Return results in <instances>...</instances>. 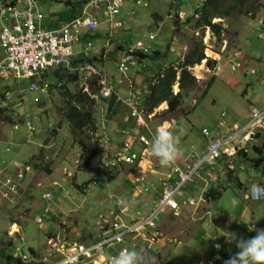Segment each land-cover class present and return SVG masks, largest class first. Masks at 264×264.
I'll list each match as a JSON object with an SVG mask.
<instances>
[{
	"label": "rangeland",
	"instance_id": "obj_1",
	"mask_svg": "<svg viewBox=\"0 0 264 264\" xmlns=\"http://www.w3.org/2000/svg\"><path fill=\"white\" fill-rule=\"evenodd\" d=\"M63 1L36 0L38 16H34L35 27L48 30L49 25L61 23L65 12ZM136 1L124 0L119 14L124 23L119 29L111 27L109 17L103 16L101 11L104 8L91 9L95 16H99L97 31L105 34V38L90 39V45L87 46L88 40L81 37L73 44L75 53L85 55L87 59L95 57L97 67L112 80L120 95L126 92L119 84L128 88L132 86L130 81L133 79L134 91L143 97L145 93L141 91H150L153 74L167 66L177 68L201 42L205 57L201 62L204 68L195 69V64L188 67L194 82L179 87V106L174 111H163L168 105L161 107L159 104L152 114L142 115L138 119L144 124L140 128L144 127L154 134L157 128L169 123L164 126L167 125L177 137L182 152L185 145H193L199 149L212 137L222 135L234 122L243 125L250 107L264 103V41L256 37V30L264 28L256 23L261 18L264 19V0H246L243 6L232 8L224 15L219 14L221 17L211 18L212 23H219L223 29L221 41L203 25L206 10L213 8L208 7L202 13L205 0H141L140 4ZM26 3L21 1L16 10L24 8ZM219 4V9H228L227 4ZM9 13L11 12L0 14V33L2 27L9 28L12 25ZM64 15L69 17L68 12ZM149 34L153 37L152 40ZM106 41L111 43L108 56H95ZM137 41L150 46V56L142 58V61L135 57L136 68L132 67L125 75L120 74L115 61L119 60L123 51L135 46ZM117 45H122L123 49H116ZM237 51L243 55L248 68L255 70L254 74L249 71L243 74L242 65L233 70ZM205 60L214 62L206 65ZM57 71L55 68H48L34 78V81L42 78L52 88L58 82L63 83V87L53 88L46 95L30 91L28 88L32 79L16 76L19 73L6 78L0 77V93H7L4 95L6 108L0 114V250L7 254L43 258L48 250L45 240L49 236L65 237L70 242H89L96 238L99 215L108 217L109 211L115 210L111 206L118 201V207H122L127 215H133L135 210L141 208L143 212L146 211L143 198L148 195L137 197L140 186L133 189L129 186L127 198L121 195L126 192L130 182L134 181L137 172L146 173L149 165L154 166L155 158L146 153L135 164L118 167L106 180L107 174L96 169L102 158L100 154L92 158L88 166L82 165L80 142L92 144L94 134H90L93 131L91 126L75 130L63 117V112L71 105L90 111L97 133H104L107 139L117 142L120 130L129 123L125 121V107L112 100L94 97L97 85L94 89V86H89V81L82 78L66 83L65 76H58ZM82 92L89 98H82ZM222 113H225L224 117L221 116ZM26 114L30 115L35 131L30 133L21 124L18 129H13L12 124L17 122V116L23 117ZM4 116L10 117V121L4 120ZM221 120L224 121V127L218 125ZM55 126L58 128L56 133L53 132ZM204 132H207L206 136ZM114 144L116 145L115 142ZM253 145L261 146L263 140L248 142V154L254 159V163L242 157L233 159V173L243 181L248 168L240 169L241 164L256 172L257 167H260L259 170L264 173V149L263 153L258 154L252 149ZM110 154L113 155V152ZM14 161L29 163L32 168L28 170L31 172L25 176L21 189L18 188L12 196L11 193L5 195L3 192L8 191L5 177L14 173ZM225 165L226 161L221 159L213 167H203L193 182L182 186L181 197L192 196L197 199L201 194L199 180L206 179L211 186L210 181L214 178L217 179V187L221 185L220 188L224 190V196L239 194L241 190L236 182H231L232 173ZM131 167H135V172L129 171ZM160 171H164V168ZM96 175L99 180L84 190L83 183ZM74 176L75 184L72 182ZM151 178L153 190L150 193L156 194L160 181L157 175ZM48 191L52 192V198H43ZM217 195L213 197L216 198ZM46 208L48 209L45 211ZM190 211L191 208L184 209L178 215L170 213L161 219L158 244L153 250L139 251L143 264H200V260L206 262L213 257V248L217 244L216 239H212L214 229L207 222L199 224L193 221ZM38 217L42 219L41 226L36 223ZM12 223L16 225L11 226ZM16 229L18 231L14 232ZM224 250L223 247L218 252L222 260ZM0 264H5L1 256Z\"/></svg>",
	"mask_w": 264,
	"mask_h": 264
},
{
	"label": "built area",
	"instance_id": "obj_2",
	"mask_svg": "<svg viewBox=\"0 0 264 264\" xmlns=\"http://www.w3.org/2000/svg\"><path fill=\"white\" fill-rule=\"evenodd\" d=\"M12 1L14 0H0V14L5 15L6 12H11L9 18L15 22L9 28H1L0 77L5 78L11 74L19 73L16 76L31 78L50 67L76 70L70 65V57L73 53L71 44L80 29H94L97 26V20L89 13L84 12L57 30H41L34 24V1L16 0V2H27L26 6L19 10H16ZM122 3L123 0H91L88 5L104 8V15L109 17L112 26L120 27L122 21L117 20V15ZM259 23L263 22L260 20ZM257 37L264 41V31L258 32ZM136 46L142 47L141 42H137ZM134 50V47H130L120 57L117 68L122 74H125L134 64L132 58ZM241 65L244 71L241 55L237 51L235 52L233 70L240 68ZM78 70H89L96 76L97 94L100 97L109 98L117 95L111 80L92 66L87 65ZM29 88L35 90L39 86L35 82H31ZM40 91H46V84L40 88ZM124 103L129 106L131 116L136 118L137 123L126 134L120 149L113 152V155H109L107 152L103 154L98 164L99 169L111 170L121 164L132 165L140 161L144 154L150 155L149 149L153 134L152 131L150 132L144 127L140 128L144 124L138 119L142 118L145 112L139 108V97L130 96L124 100ZM3 104L0 98V106ZM219 124L223 125L224 122L220 121ZM142 129L145 130V133H142ZM261 138H264V103L250 108L243 125H239L237 122L232 123L226 135L210 139L201 150L191 151L182 160H176L172 166L166 167L165 171L157 170L160 164L155 158L154 166L149 165L146 173L137 172L130 185L132 189L140 186V193L137 194V197L150 193V188L153 185L150 184L149 175H157L160 181L156 197L143 201L145 212L140 207L141 209L134 211L135 214L127 215L122 207L116 208L109 211L108 217L99 215L96 238L89 242H70L65 237H50L46 242L49 251L43 258L32 259L21 255V260L23 262L34 260L35 264H111V258L119 255L121 251L153 250L160 240L161 234L158 226L165 213L172 211L174 215H178L182 209L191 207V215L194 219L205 220L210 214L208 209L202 210L200 207L201 203L210 200V198L198 200H194L192 197L180 198L182 186L193 181L198 172L203 170V167L214 166L218 160H226L228 167L232 168L231 158L239 153H247L248 142ZM136 146L139 148L137 152L133 150ZM13 167L14 173L5 178L8 187V191L3 192L5 195L17 192L19 183L24 178L23 171L28 170V166L17 161L13 163ZM133 168L135 169V167ZM129 193L128 190L126 197L129 196ZM45 197H50V193ZM117 204L120 202L118 201ZM37 221L41 224L39 218ZM219 259L220 256L215 254L207 264H213L215 260ZM225 261L222 264H225Z\"/></svg>",
	"mask_w": 264,
	"mask_h": 264
},
{
	"label": "clouds",
	"instance_id": "obj_3",
	"mask_svg": "<svg viewBox=\"0 0 264 264\" xmlns=\"http://www.w3.org/2000/svg\"><path fill=\"white\" fill-rule=\"evenodd\" d=\"M91 0H89L87 3L89 4V2H90ZM137 1H140V3H141V0H137ZM137 1H136V3H137ZM123 2H124V0H123ZM12 3H17L16 2V0H14V1H12ZM140 3H137V4H140ZM145 4V5H144ZM122 5H123V3H122ZM143 6H146V3H143ZM91 8H95V7H92V6H90ZM122 7V6H121ZM100 8V7H99ZM95 9H98V8H95ZM120 10H121V8H120ZM120 10H119V14H120ZM101 13L103 14V16L106 18L107 16H105L104 15V9L101 11ZM119 14L117 15V20L119 19V20H121L122 21V25L120 26V27H114V26H112V24H111V27H113V28H121L122 26H123V23H124V20H122V18L121 17H119ZM75 19V18H74ZM106 20V19H105ZM262 21L263 23H259V21ZM258 22H256L257 24H259V25H261V26H264V19H260ZM107 21V20H106ZM111 23V22H110ZM97 25H98V22H97ZM97 27V26H96ZM95 27V28H96ZM94 28V29H95ZM207 28H209V27H207ZM94 29H92V30H94ZM90 31V30H89ZM260 31H264V28L263 27H261L260 29H259V31L258 30H256V37H257V34H258V32H260ZM149 38L152 40L153 39V37H151V35L149 34ZM258 38V37H257ZM259 39V38H258ZM75 40L76 39H74L73 40V42H72V44H71V47H72V51H73V53H72V55H71V57H70V65H71V68H75L76 70H68V69H65V68H63V67H50V68H55V70H58L57 72L59 73V74H62L63 72H67V73H69L70 75H72V76H76L75 78H82V79H84L85 81H89L88 82V84H89V86L90 87H92V86H94V89H96V85H97V80H96V76L93 74V73H91L89 70H82V71H79L78 69L80 68V67H84V66H87V65H90V66H92L94 69H96L98 72H101L102 74H103V72L97 67V62L95 61L96 60V58L95 57H92V58H89V59H94V60H92V62H88L87 61V59L84 61V63H81V62H75V61H73V57H74V54H75V52H74V50H73V44H74V42H75ZM259 40H261V39H259ZM261 41H263V40H261ZM137 42H141V41H137ZM136 42V43H137ZM136 43H135V46H130V47H134L135 48V50L133 51V53H132V58H133V62H134V64L133 65H131L132 67L134 66L135 67V65H136V62H135V57H137L138 59H140V56L139 55H137L138 53H143V54H148V53H150V51H151V48H150V46L148 45V46H145L142 42H141V44H142V47H137L136 46ZM129 47V48H130ZM128 48V49H129ZM127 51V50H126ZM126 51H123V54H124V52H126ZM104 54H106V49L104 50V52L103 53H100L99 55H104ZM107 55V54H106ZM102 57V56H101ZM106 57V56H105ZM104 57V58H105ZM99 58V57H98ZM205 58V57H204ZM204 58L202 59V60H204ZM120 59V58H119ZM201 60V61H202ZM119 61V60H118ZM118 61L116 62V66H117V63H118ZM201 61H200V63H201ZM206 61L207 60H205V64H206ZM241 62L243 63V65H244V71L242 72L243 74H246L248 71H249V73L250 74H254L255 73V70L254 69H252V68H248V65H246L245 64V62H244V58H243V55L241 56ZM196 64H198V63H196ZM131 66L129 67V69H128V71L127 72H129V70H130V68H131ZM48 69V68H47ZM251 70H253V72H251ZM45 71V70H44ZM119 71V70H118ZM120 72V71H119ZM126 72V73H127ZM42 73V72H41ZM41 73H39L38 75H36V76H40L41 75ZM125 73V74H126ZM120 74H122L121 72H120ZM125 74H123V75H125ZM36 76H34V77H31V78H28V79H34ZM8 77V76H7ZM2 78V77H1ZM6 78V77H5ZM74 78V79H75ZM179 78H180V70H178L177 69V71H176V74H175V78H174V81L172 82V84H171V94L173 95V96H175V95H177L179 92H180V89H179V87H180V85H179ZM40 80H42V78H40L39 79V81ZM111 80V79H110ZM32 81V82H35L38 86H39V88L38 89H35V90H31L30 88H28L30 91H36L38 94H40V95H46L51 89H56V88H61V87H63V83L62 82H58L56 85H54L53 86V88L51 87V85H49V84H47V83H44L43 81ZM72 81V80H71ZM71 81H69V82H71ZM68 81L66 80V83H67ZM91 82H93V83H91ZM111 82H112V80H111ZM31 83V82H30ZM155 83V81L153 80V82H152V84H154ZM44 84H46V91L45 92H41L40 91V88L44 85ZM112 84H113V86H114V88H115V85H114V83L112 82ZM65 85V84H64ZM29 86H30V84H29ZM178 88V89H177ZM134 90V89H133ZM87 93H88V95L89 96H92L87 90H85ZM115 91H116V93H117V95H113L112 97H109V98H102V97H100L98 94H97V89H96V94H94L93 96L94 97H98V98H100V99H102V100H112V101H114V102H118V103H120L121 105H124L125 107H126V109H127V115H126V117H125V121L127 122H129L128 123V125H130L129 127L131 128V130H132V128L136 125V123H137V120H136V118L135 117H132L131 116V110H130V108H129V106L128 105H126L125 103H124V100L126 99V98H128V97H130V96H134V97H136V92L135 91H132V93L130 94V95H126V94H124V95H120L119 93H118V91L116 90V88H115ZM83 94H85V97L87 98H89V96H87V94L85 93V92H82ZM2 94V95H1ZM5 94H7V93H0V98L2 99V101H3V105H1L0 106V108H6V105H5V102H4V95ZM137 96L140 98V96H139V94L137 93ZM159 104H164L165 105V107L168 105V102H167V100H164V101H162L161 103H159ZM158 104V105H159ZM157 105V106H158ZM252 107V106H251ZM250 107V108H251ZM139 108H141L144 112H145V115H147V116H149L150 114H152V112H153V110L156 108V107H152L151 109H149L148 107H147V105H144L143 107H139ZM168 111V107L165 109V110H163V111ZM249 111H250V109H249ZM155 115V114H154ZM153 115V116H154ZM222 116V115H221ZM224 116H225V113H224ZM224 116H222V117H224ZM16 118V117H15ZM17 120V122H15V123H13L12 125V128L13 129H18V125H22V126H24L25 127V129H26V131H28V132H33V131H35V126H34V123L32 122V120H31V118H30V115L29 114H26V115H24L23 117H18L17 116V118H16ZM147 119V118H146ZM19 120V121H18ZM21 121V122H20ZM221 121H223V120H221ZM219 122L220 121H218V125L219 126H222V127H224L225 126V124H223V125H220L219 124ZM224 122V121H223ZM232 125V124H231ZM230 125V126H231ZM230 126H228V128L230 127ZM96 127V126H95ZM97 128V127H96ZM228 128H227V133H228ZM57 127L55 126V128H54V133H56V131H57ZM155 130H156V127L154 128ZM154 129H152V130H154ZM98 130V129H97ZM97 130L95 129V130H93V131H91L90 132V134L92 135V134H94V136H92V143L95 145V148H96V152H95V156H97L98 154H100V158L103 156V154L105 153V152H107V154H109L110 155V152H115L116 150H118V149H120L121 147H122V143H123V141H124V139H125V136H126V134L128 133V132H130L131 130H125V129H122V130H120L121 132H122V134H123V136H122V141L120 142V146L119 147H117L116 149H113V148H110V147H108L107 145H108V143L105 141L106 139H107V137H105L104 136V133H97ZM99 132V131H98ZM142 133H145V130L144 129H142ZM226 133V134H227ZM226 134H224V135H226ZM205 136L207 135V134H204ZM223 135V136H224ZM222 137V136H221ZM212 138H219V137H212ZM211 138V139H212ZM262 140H263V142H264V138H261ZM210 140V139H209ZM208 140V141H209ZM259 140V139H258ZM207 141V142H208ZM206 142V143H207ZM205 143V144H206ZM204 144V145H205ZM203 145V146H204ZM247 147H248V144H247ZM203 148V147H202ZM201 148V149H202ZM201 149H194V150H201ZM248 149V151H247V153H239L238 155H236V156H234L233 158H231V162H232V164H233V167L232 168H230V167H228V163H227V161L226 160H224V161H226V165H225V167H226V169H228L232 174H234L233 172H234V170H235V166H234V163H233V159H235L236 157H242L243 159H245V160H249V162H252V163H254V159L251 157V156H249V148H247ZM252 149H253V147H252ZM135 152H137V151H139V148H138V146H136V147H134V149H133ZM254 150V149H253ZM193 151V150H192ZM149 152H150V155L152 156V157H154V158H156L157 160H158V162H159V164H160V167H157V170L158 171H160V169L161 168H163V167H170V166H172L175 162H176V160L178 159V157H179V155L181 154V149H180V147H179V142H178V139H177V137L173 134V132L168 128V127H166V126H160L159 128H157V130L155 131V133L153 134V137H152V140H151V142H150V149H149ZM191 152V151H190ZM189 152V153H190ZM97 153V154H96ZM187 156V155H186ZM185 156V157H186ZM184 157V158H185ZM94 158V157H93ZM100 160L101 159H99V161H98V163H97V166H96V169L98 170V171H100V172H105L107 175H106V180L110 177V176H112L113 175V173L114 172H116L118 169V167H120V166H122V165H126V164H121V165H119V166H116V167H114L113 169H111V170H106V169H99L98 168V164L100 163ZM15 162V161H14ZM13 162V163H14ZM17 162H19V161H17ZM19 163H21V164H23V165H26V166H28V168H32V166L29 164V163H22V162H19ZM90 163V162H89ZM163 166V167H162ZM241 166H243V168H241ZM86 167V166H85ZM213 167V166H212ZM262 167H264V166H262ZM164 168V171L166 170ZM245 168H248L246 171H249V170H252L253 168H250V167H246V166H244V165H240V169H245ZM13 169H14V167H13ZM132 170V171H131ZM129 171L131 172V173H133V172H135V169L133 168V167H131V168H129ZM31 172V170H27V171H23V173H24V178H25V176H27V174H29ZM163 172V171H162ZM258 175H260V176H262L261 175V173H262V171L261 172H256ZM235 175V174H234ZM199 176V172H198V175L196 176V177H198ZM8 176H6L5 178H7ZM195 177V178H196ZM24 178H23V180L22 181H20V183H19V189H21V187H22V185H23V183H24ZM194 178V179H195ZM237 178H238V176H237ZM99 180V176L98 175H96V176H94V177H92L91 179H89L87 182H85V183H83V187H84V190H86V188H88V186L89 185H91V184H95L97 181ZM238 180L240 181V179L238 178ZM194 181V180H193ZM193 181H191V182H193ZM53 185H56V184H53ZM131 185V182H130V184L128 185V187L126 188V192L130 189L129 188V186ZM5 187V186H4ZM151 190H153V187L152 188H150V191ZM209 190L210 189H203L202 191H201V194L199 195V197L196 199V198H193L192 196H187V197H192L194 200H198V199H200V198H207V197H209L210 198V200H208V201H205V202H203V203H201V209L202 210H205V209H208L209 210V212H210V214L206 217V219L205 220H197V219H194L193 217H192V215H191V212H192V208H191V211L189 212V214L191 215V219L193 220V221H195V222H197V223H199V224H203V223H209L208 221H209V219H210V217H211V210H210V204H211V202L214 200V197L209 193ZM245 191H246V193H245V198L246 199H250V200H253V201H260V200H264V186H261V185H259L258 183H252V184H250L249 186H247L246 188H245ZM126 192L124 193V194H122L121 196L123 197V198H127L126 197ZM157 192H158V190H157ZM157 192H156V194H152V193H148V194H143V195H141L140 197L141 198H143L145 195H148V197L147 198H143V201H145V200H148V199H151L152 197H156V195H157ZM48 193H50V197H45V195L46 194H48ZM13 194H15V193H11V196L13 195ZM43 198H52V192L51 191H48L47 193H45L44 195H43ZM180 198H182L181 196H180ZM233 203H236V201L234 200L233 201ZM111 207H113L114 209H116V208H120V206L118 207V204L115 202V204H113V206H111ZM48 208H46L45 209V211L47 210ZM186 209H188V208H186ZM182 210H184V209H182ZM181 210V211H182ZM180 211V212H181ZM173 214L172 213V211H169V212H167V213H165L163 216H162V218L165 216V215H167V214ZM174 215V214H173ZM40 219L41 220V224H39L38 223V221H37V219ZM38 218H36V223H38V225L39 226H41L42 225V219H41V217H38ZM16 225V223H12V225L11 226H13V225ZM16 231H18V229H16L14 232H16ZM249 231H255L256 232V235L254 236V237H252V238H250V239H247V240H245V239H243V238H240V239H238V240H236L235 241V243H236V247H237V249H238V251L233 255V256H231L228 260L226 259V261H225V264H264V229H257L256 228V226L255 225H253L250 229H249ZM95 233H96V231H95ZM95 236V235H94ZM50 237H53V236H49L48 238H50ZM48 238H46V240H45V242H47V239ZM95 238V237H94ZM22 239V238H21ZM229 242H233L232 240H230L229 239ZM46 245H47V243H46ZM47 247H48V245H47ZM49 251V247H48V250H47V252ZM30 254V253H29ZM216 254H218V253H216ZM24 255H26V254H24ZM215 255V254H214ZM214 255H213V257H214ZM219 255V254H218ZM12 256L14 257V258H20L21 259V254H16V253H13L12 254ZM27 256V255H26ZM220 256V255H219ZM29 258H31V256H28ZM213 257L211 258V259H209V260H212L213 259ZM32 259H35V258H32ZM208 260V261H209ZM219 260H222V258H221V256H220V259ZM22 261V260H21ZM32 261H34V260H32ZM207 261V262H208ZM216 261H218V260H215L214 262H216ZM223 261L224 260H222V262H221V264L223 263ZM23 262V261H22ZM29 262H31V261H29ZM35 262V261H34ZM207 262L205 263V264H207ZM214 262H213V264H214ZM24 263H28V262H24ZM111 264H143V257H142V255H141V253L140 252H138V251H136V250H124V251H121L120 252V254L119 255H117V256H114V257H112L111 258Z\"/></svg>",
	"mask_w": 264,
	"mask_h": 264
},
{
	"label": "crops",
	"instance_id": "obj_4",
	"mask_svg": "<svg viewBox=\"0 0 264 264\" xmlns=\"http://www.w3.org/2000/svg\"><path fill=\"white\" fill-rule=\"evenodd\" d=\"M88 1L89 0H64L63 1L64 7H65L64 10L66 13L68 12L69 17L65 16L64 15L65 12H64L62 15V16H64V17H62L63 18L62 22L49 25L48 30H57L63 24L73 20L74 18L79 17L84 12L89 13L92 17H94L97 20V22L99 24V20H98L99 16H95L94 13L91 11V9H93V8H91L88 5V3H87ZM20 2L21 1L15 3V8L18 6V4ZM22 2H24V1H22ZM34 3L37 4L36 0L34 1ZM35 8H37L36 5H35ZM20 9H22V8H20ZM35 15L38 16V11L36 9H34V16ZM40 19H42V18H40ZM39 21H41V20H39ZM53 21H54V19L51 22H53ZM13 23H15V22H12V24ZM97 29H98V25L94 30H90V31L86 30V29H80L79 32L77 33L75 39L78 40L79 38L83 37V39L88 40L86 43H87V46H89L90 45L89 44L90 39L102 40L103 38H105V34H100L101 32L97 31ZM110 45H111V43L109 41H106L105 44H102L100 46L99 51L95 56L99 55L100 53H103L105 48H106V54L108 56L107 52H108V47ZM117 46H115L116 49H118ZM119 49H123V47L121 46ZM73 50L75 52L74 48H73ZM85 50H86V48H85ZM72 59L75 62L84 63V61L87 58L85 57V55L79 56V53L77 52V54L76 53L74 54V57ZM104 61H105V59H104ZM103 64H104V62L101 63V65H103ZM115 65H116V61H115ZM131 68H132V66H131ZM134 68H136V66ZM103 74L107 78H109L104 72H103ZM32 81H34V79H32ZM40 81H43V79ZM130 82H131L132 86H129L128 88L125 85L123 86V85H120L118 83L119 86L124 89V91L126 92L125 93L126 95H130L132 93V91H134L133 89L135 88L134 87V80L132 79V81H130ZM142 88H143V85H142ZM141 92L145 93V96H143V97L140 96L139 107H143L146 104L147 97L150 94V91H147L144 89H142ZM136 96H137V93H136ZM162 106H165V105L161 104V107ZM125 109H126V107H125ZM126 111H127V109H126ZM124 126L122 128H124ZM224 131L225 132L222 135H219V137H221L227 133L226 129ZM122 136H123V134L120 131L119 141L116 142L113 139V142H112L111 140L106 139L105 141L107 143H108V141H110L107 146L110 148L116 149L117 147L120 146V142L122 141L121 140ZM114 142L116 143V145L114 144ZM202 147H203V145L199 149H201ZM194 149H197V148L193 147V145H189L188 147L185 145V147L182 149L181 155H179L177 160H179V161L182 160L186 155L189 154L190 151H192ZM263 149H264V147H262V153H263ZM163 168H165V167H163ZM257 169H258L257 172L262 171V170H259L260 167L259 168L257 167ZM263 174L264 173L262 172L261 173L262 176L258 175L256 173L255 169L247 171V173L245 175V181L240 179V183L242 185L241 186L237 185L238 189L241 190L239 192V194L238 193H235V194L232 193L231 195H227V196L223 195L224 190L222 188H220L221 185L217 187V181H216L217 179L216 178H214L213 181H210L211 186H209V183L206 179H204V180L200 179L199 180L200 181V184H199L200 193L204 188L205 189H212L215 191H219V190L221 191L217 195V197L214 198V200L211 202V204L209 206L210 210H211V217H210L208 222H209V224L212 225V227L214 229V235L212 236V239H216V242H217V244L213 248L215 250V254L220 252L223 247L225 248V250L222 253L223 260H226V259L228 260L231 256H233L238 251V249L236 247V243H235L236 240H238L240 238L247 240V239H250L256 235L255 231H249V229L253 225H255L257 229H264V200L253 201V200L245 198V193H246L245 188L247 186H249L250 184L255 182L261 186H264ZM231 176H232L231 182H235L234 178L237 177V175L231 174ZM149 177L150 178L155 177V175H150ZM151 180H152V178L150 179V184H151ZM234 200L236 201V203H233ZM229 239L232 240L233 242H229ZM29 249L36 250V248H29ZM210 259H211V257H210ZM201 262H202V260H200V264L206 263V262H202V263ZM221 262L222 261L218 260V261L214 262V264H221Z\"/></svg>",
	"mask_w": 264,
	"mask_h": 264
},
{
	"label": "trees",
	"instance_id": "obj_5",
	"mask_svg": "<svg viewBox=\"0 0 264 264\" xmlns=\"http://www.w3.org/2000/svg\"><path fill=\"white\" fill-rule=\"evenodd\" d=\"M219 2L220 3L222 2L223 5L227 4L228 9L226 11L219 9L218 8L220 5ZM245 2H246V0H222V1L205 0L204 5L201 8L202 13L208 7H213V8L211 10L210 9L206 10V16L203 19V25L206 27H209L210 31L216 36L217 40L221 41V33L223 32V29L219 23H212L210 19L214 18V17H221L220 15L226 14L228 10H230L232 8H238L239 6H243V4ZM207 16L210 18H207ZM121 46L122 45H118L117 46L118 49ZM202 51H203V45L201 42H199V44L195 47V49H193L187 55L185 60H183L182 63L179 64L177 68H175L174 66H170V67L167 66L162 71L159 69L158 71H160V72H156L158 74L155 73L156 75L153 74L151 76L153 78V80L155 81V83L150 85V88H151L150 94L148 95L147 100H146V104H145V105H147V107L149 109H151L152 107H156L159 103H161L164 100H167V102H168V111H174L179 106L180 98H181L180 92L175 96H173L171 94V84L174 81L176 71H177V69L180 70V78H179L180 87H184L188 83H193L194 77L191 75V73L187 69H188V67L193 66L194 64L196 65V63L202 64V63H200V61L204 58ZM137 55L140 56L139 60L142 61V58H144L146 56L148 57L149 54L138 53ZM92 60H94V59H92ZM92 60L87 59L88 62H92ZM213 62L214 61L207 60L206 65H211V63H213ZM57 75L58 76H65L67 81H71L76 77V76L70 75L67 72H64L62 74H59L57 72ZM212 80H213V78L210 80V82H212ZM91 83H93V82H91ZM203 93L205 95L206 91H204ZM82 98H85V94H82ZM4 110H5L4 108H0V114ZM63 117L66 119V121L75 130H82L83 127H85L86 125L91 126V128L93 130L96 129L95 125L93 124V119H92L90 111L80 110L77 108V106L71 105L70 107H68L67 110H65L63 112ZM3 119L10 121V117H8V116H4ZM129 126L130 125L126 124L123 129L131 130V128ZM54 131L55 130H53V132ZM80 143H81V149H82L81 156L83 157L82 165L88 166L90 160L93 157H95V152H96L95 145L93 143L92 144H88L85 142H80ZM262 147H264V142H263V145H261V146L253 145L254 151L258 154L262 153ZM234 181L236 182V184L238 186L242 185L237 177L234 178ZM72 182H73V184L76 183L75 182V176L73 177ZM218 192L215 190H212V189L209 190V193L212 196L217 195ZM0 256L5 261V264H35L34 261L24 263L21 261L20 258H14L12 256V254H7L3 250H0Z\"/></svg>",
	"mask_w": 264,
	"mask_h": 264
},
{
	"label": "bare ground",
	"instance_id": "obj_6",
	"mask_svg": "<svg viewBox=\"0 0 264 264\" xmlns=\"http://www.w3.org/2000/svg\"><path fill=\"white\" fill-rule=\"evenodd\" d=\"M208 37H209V34H208ZM208 37H207V38H208ZM208 54L210 55V50H208ZM203 61H204V60H203ZM203 61H202V62H203ZM202 62H201V63H202ZM203 65H204V64H198V65L196 64V65H195V69H199V70H200V69L204 68ZM165 124H168V125H169V123H164V125H165ZM164 125H163V126H164ZM166 127H168V126L166 125Z\"/></svg>",
	"mask_w": 264,
	"mask_h": 264
}]
</instances>
